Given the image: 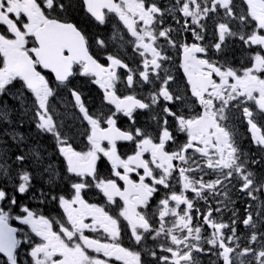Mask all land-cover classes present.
I'll return each mask as SVG.
<instances>
[{
	"label": "flooded vegetation",
	"instance_id": "af4514ba",
	"mask_svg": "<svg viewBox=\"0 0 264 264\" xmlns=\"http://www.w3.org/2000/svg\"><path fill=\"white\" fill-rule=\"evenodd\" d=\"M0 232V264H264V0H0Z\"/></svg>",
	"mask_w": 264,
	"mask_h": 264
},
{
	"label": "snow or ice",
	"instance_id": "6c2138e0",
	"mask_svg": "<svg viewBox=\"0 0 264 264\" xmlns=\"http://www.w3.org/2000/svg\"><path fill=\"white\" fill-rule=\"evenodd\" d=\"M193 39L196 40V39H200V40H203V37H199L197 36L195 33L193 34ZM223 41V37H220V42H217L214 47L217 51L220 50L221 48V43ZM140 42H138L137 46H139ZM186 47L185 46H182V50ZM193 48H195L198 52H201V53H204L205 55H207V49L205 47H202L200 45H197V44H193L192 45ZM141 57L144 56V53L141 52L140 53ZM152 64L155 65V67H153V73H157V69L159 68V65L156 64L155 60L152 61ZM125 69H127V65H124ZM143 67H144V71H142L140 73V76L143 77L146 81H147V71H148V63L145 62L143 64ZM219 71V69H218ZM175 80L174 77H168L164 82H163V88H162V91H167V89L171 86L172 82ZM193 95H195V93H193ZM179 99H181V97H173L171 95H169L167 97V103L168 104H173L175 102H177ZM201 107H203V105H201ZM170 114L174 115V113H171V109H167ZM48 122L46 121L45 124H47ZM0 244H8V245H12L14 244V240L11 238V237H8L6 236L3 232H0ZM163 260V258H162Z\"/></svg>",
	"mask_w": 264,
	"mask_h": 264
},
{
	"label": "bare ground",
	"instance_id": "6f19581e",
	"mask_svg": "<svg viewBox=\"0 0 264 264\" xmlns=\"http://www.w3.org/2000/svg\"><path fill=\"white\" fill-rule=\"evenodd\" d=\"M135 59V58H134ZM8 165V164H7Z\"/></svg>",
	"mask_w": 264,
	"mask_h": 264
}]
</instances>
